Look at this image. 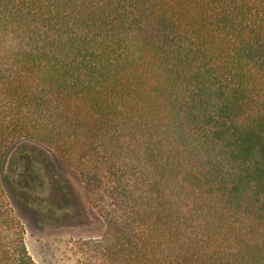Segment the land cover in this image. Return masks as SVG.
<instances>
[{"label": "trees", "instance_id": "1", "mask_svg": "<svg viewBox=\"0 0 264 264\" xmlns=\"http://www.w3.org/2000/svg\"><path fill=\"white\" fill-rule=\"evenodd\" d=\"M22 140L104 222L77 264H264V0H0V264H37L2 181Z\"/></svg>", "mask_w": 264, "mask_h": 264}, {"label": "rangeland", "instance_id": "2", "mask_svg": "<svg viewBox=\"0 0 264 264\" xmlns=\"http://www.w3.org/2000/svg\"><path fill=\"white\" fill-rule=\"evenodd\" d=\"M2 181L37 264H77L80 244L105 231L79 173L40 143H15L6 156Z\"/></svg>", "mask_w": 264, "mask_h": 264}]
</instances>
